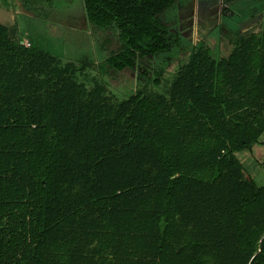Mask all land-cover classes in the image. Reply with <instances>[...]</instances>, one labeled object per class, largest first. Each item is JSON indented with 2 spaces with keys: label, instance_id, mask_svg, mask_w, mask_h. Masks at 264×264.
<instances>
[{
  "label": "trees",
  "instance_id": "1",
  "mask_svg": "<svg viewBox=\"0 0 264 264\" xmlns=\"http://www.w3.org/2000/svg\"><path fill=\"white\" fill-rule=\"evenodd\" d=\"M175 3L83 0L117 45L102 68L138 73L122 100L0 23V264H264V186L238 157L262 144L264 31L195 45L159 91Z\"/></svg>",
  "mask_w": 264,
  "mask_h": 264
},
{
  "label": "rangeland",
  "instance_id": "2",
  "mask_svg": "<svg viewBox=\"0 0 264 264\" xmlns=\"http://www.w3.org/2000/svg\"><path fill=\"white\" fill-rule=\"evenodd\" d=\"M260 3L261 0H176L162 15L174 36V44L157 60L165 69L163 84L157 90H165L180 67L189 61L195 45L202 43L213 57H227L238 38L262 33L264 9ZM0 23L18 28L22 39L31 40L35 48L63 62L93 63V75L118 100L127 98L139 87L137 72L116 75L102 68L117 45L103 47L105 33L87 21L83 0H0ZM152 65L153 62L146 66L149 77L154 75ZM261 143L264 145V134ZM261 146L238 155L258 186H264V148Z\"/></svg>",
  "mask_w": 264,
  "mask_h": 264
},
{
  "label": "built area",
  "instance_id": "3",
  "mask_svg": "<svg viewBox=\"0 0 264 264\" xmlns=\"http://www.w3.org/2000/svg\"><path fill=\"white\" fill-rule=\"evenodd\" d=\"M22 44L26 47H30L31 46V43L29 41H26V40H23L22 41Z\"/></svg>",
  "mask_w": 264,
  "mask_h": 264
},
{
  "label": "crops",
  "instance_id": "4",
  "mask_svg": "<svg viewBox=\"0 0 264 264\" xmlns=\"http://www.w3.org/2000/svg\"><path fill=\"white\" fill-rule=\"evenodd\" d=\"M23 40H26V41H30V42H31V40H29V39H23ZM31 43H32V42H31ZM257 146H261V144H259V145H257ZM261 147L264 148V145H262ZM254 148H255V147H254ZM252 150H253V149H252ZM252 150H251V151H252ZM249 153H250V152H249ZM242 163H243V162H242Z\"/></svg>",
  "mask_w": 264,
  "mask_h": 264
}]
</instances>
